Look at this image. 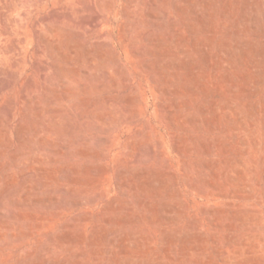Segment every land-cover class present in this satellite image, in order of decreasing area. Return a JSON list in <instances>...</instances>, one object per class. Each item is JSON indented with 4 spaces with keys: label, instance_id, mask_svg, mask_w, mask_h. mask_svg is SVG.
Segmentation results:
<instances>
[{
    "label": "rangeland",
    "instance_id": "374dc122",
    "mask_svg": "<svg viewBox=\"0 0 264 264\" xmlns=\"http://www.w3.org/2000/svg\"><path fill=\"white\" fill-rule=\"evenodd\" d=\"M0 264H264V0H0Z\"/></svg>",
    "mask_w": 264,
    "mask_h": 264
},
{
    "label": "bare ground",
    "instance_id": "6f19581e",
    "mask_svg": "<svg viewBox=\"0 0 264 264\" xmlns=\"http://www.w3.org/2000/svg\"><path fill=\"white\" fill-rule=\"evenodd\" d=\"M14 7V6H13ZM15 9H16V7H15ZM15 9H14V11H15ZM12 10V9H11ZM12 12H13V10H12ZM3 60V59H2Z\"/></svg>",
    "mask_w": 264,
    "mask_h": 264
}]
</instances>
